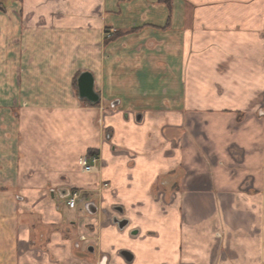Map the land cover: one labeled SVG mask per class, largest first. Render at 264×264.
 Here are the masks:
<instances>
[{
  "label": "crops",
  "instance_id": "obj_1",
  "mask_svg": "<svg viewBox=\"0 0 264 264\" xmlns=\"http://www.w3.org/2000/svg\"><path fill=\"white\" fill-rule=\"evenodd\" d=\"M0 264H264V0H0Z\"/></svg>",
  "mask_w": 264,
  "mask_h": 264
},
{
  "label": "water",
  "instance_id": "obj_2",
  "mask_svg": "<svg viewBox=\"0 0 264 264\" xmlns=\"http://www.w3.org/2000/svg\"><path fill=\"white\" fill-rule=\"evenodd\" d=\"M79 88H80V94L83 97H87L92 101H97L99 99V96L94 91V80L93 77L89 73L82 74L80 80H79ZM90 209V206L88 207V210ZM114 221L118 223L119 227L123 228L126 224V220H120L118 218H114ZM127 259H132V255L125 251L123 253Z\"/></svg>",
  "mask_w": 264,
  "mask_h": 264
},
{
  "label": "built area",
  "instance_id": "obj_3",
  "mask_svg": "<svg viewBox=\"0 0 264 264\" xmlns=\"http://www.w3.org/2000/svg\"><path fill=\"white\" fill-rule=\"evenodd\" d=\"M98 161H99V155H92L90 157L89 156L83 157L80 160V163L85 172H92L95 169V165L98 163ZM78 198H79V193L76 191L72 192L67 201V205L70 208H75Z\"/></svg>",
  "mask_w": 264,
  "mask_h": 264
},
{
  "label": "trees",
  "instance_id": "obj_4",
  "mask_svg": "<svg viewBox=\"0 0 264 264\" xmlns=\"http://www.w3.org/2000/svg\"><path fill=\"white\" fill-rule=\"evenodd\" d=\"M113 35H114V34H113ZM116 35L121 36L122 33H119V32L116 33L114 36H112L111 38H109V41L112 40V39H115V36H116ZM92 155H99V154H98V151H97V150H89V151H88V156L90 157V156H92Z\"/></svg>",
  "mask_w": 264,
  "mask_h": 264
},
{
  "label": "rangeland",
  "instance_id": "obj_5",
  "mask_svg": "<svg viewBox=\"0 0 264 264\" xmlns=\"http://www.w3.org/2000/svg\"><path fill=\"white\" fill-rule=\"evenodd\" d=\"M88 156V155H87Z\"/></svg>",
  "mask_w": 264,
  "mask_h": 264
}]
</instances>
